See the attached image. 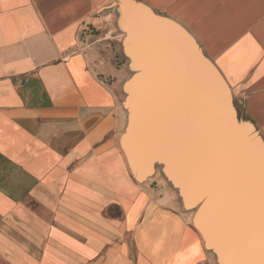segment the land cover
Here are the masks:
<instances>
[{"label": "crops", "instance_id": "1", "mask_svg": "<svg viewBox=\"0 0 264 264\" xmlns=\"http://www.w3.org/2000/svg\"><path fill=\"white\" fill-rule=\"evenodd\" d=\"M110 23L139 75L193 67L181 116L130 115L86 30ZM258 145L264 0H0V236L27 264H264Z\"/></svg>", "mask_w": 264, "mask_h": 264}, {"label": "rangeland", "instance_id": "2", "mask_svg": "<svg viewBox=\"0 0 264 264\" xmlns=\"http://www.w3.org/2000/svg\"><path fill=\"white\" fill-rule=\"evenodd\" d=\"M114 23H110L107 27H92L88 28L87 31L91 32L94 36H102L105 33H108L110 36L109 41L111 40V48H112V59L117 62L119 68L123 67L124 75L120 76L121 79V95H123V103L130 107V115L131 116H139L140 113L144 114L145 110L148 107L149 100H152L153 95H156V91L159 90L157 88L155 91H145L144 88L139 89V85L144 83L146 88L148 85L157 84H169L172 79L168 75H160V65H157V70H160L158 75L155 74H146L139 75V66L136 58V52L133 48V45L127 46L124 54L121 51V45H119L117 38H115V29L113 30ZM114 31V32H113ZM113 35V37H111ZM106 37V36H103ZM128 55V57L124 56ZM151 67L154 68L153 61H151ZM156 67V66H155ZM162 67L167 68L162 65ZM148 68V67H147ZM153 71V72H154ZM152 72V73H153ZM126 74V75H125ZM117 79V78H116ZM173 82V81H172ZM195 82V81H194ZM140 112V113H139ZM136 122V121H135ZM67 195H71L74 192V189H65ZM60 189H43L41 192L40 189L35 192V194H46V195H60ZM22 221H19V228L22 226ZM4 225V224H3ZM26 237L25 236H0V264H27L26 263ZM14 250L15 257H18V261L16 262L10 256V249ZM10 254V255H9ZM35 260V259H34ZM36 263V262H35Z\"/></svg>", "mask_w": 264, "mask_h": 264}, {"label": "water", "instance_id": "3", "mask_svg": "<svg viewBox=\"0 0 264 264\" xmlns=\"http://www.w3.org/2000/svg\"><path fill=\"white\" fill-rule=\"evenodd\" d=\"M162 65L166 66L167 68L162 67ZM162 65L160 64V67H162V69H160V70H162V72H163V68H164V71L166 70V72L168 73L169 72V66H168L169 61H162ZM189 68L190 69H189L188 75L175 77V76H170L169 74H165V75L170 76V78L173 81V82L171 81L169 84H163V85L161 84L160 86L157 84H151L150 91L153 92V89L155 91L157 88H159V89L165 90L166 92L170 91L171 94L166 96L164 98L165 99L164 101L161 100V99H163V97H161L160 95H157V94L155 96L153 95L152 100H149L148 107L145 110L144 115L142 114V116H151V117H158V118L160 117L161 119L172 117V116H181L179 111L182 109V108L180 109L182 104H181V98L178 97V96H180V92H175V91H172L171 89H172V86L175 87V85H176V87H181V85H185V84L189 83V84H192L193 86H195L199 83L198 82L199 77L193 74V71H194L193 67L189 66ZM160 70L158 69L157 74H155V75H158L159 74L158 72ZM149 86L150 85H148V87ZM197 94H199V93L197 92ZM188 95L191 97L192 92H189ZM148 110H150V111L156 110V112H154V113L149 112V114H147ZM134 121H136V120H134ZM261 147H262L261 145H258V149L255 152V156H256V159L258 161V164H261L264 167V159L261 155V153H262Z\"/></svg>", "mask_w": 264, "mask_h": 264}]
</instances>
